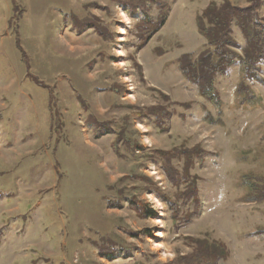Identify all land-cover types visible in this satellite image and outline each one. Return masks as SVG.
Returning a JSON list of instances; mask_svg holds the SVG:
<instances>
[{"label": "rangeland", "instance_id": "374dc122", "mask_svg": "<svg viewBox=\"0 0 264 264\" xmlns=\"http://www.w3.org/2000/svg\"><path fill=\"white\" fill-rule=\"evenodd\" d=\"M13 1L0 0V264H174L194 252L187 237L223 243L231 256L219 264H264V234L255 235L264 231V205L244 203L239 185L250 171L264 174V88L255 86L256 106H243L236 97L238 66L220 77L225 126L211 127L202 118L207 105L176 65L206 44L195 18L211 1L222 0H166L165 26L137 54V21L114 0H15L23 9L18 15ZM229 1L249 6V0ZM150 7L155 20L159 11ZM63 12L92 14L106 27L103 38L93 29L77 33ZM12 18L21 20L19 42L30 73L15 44ZM234 33L243 45L239 30ZM33 78L54 89L53 112L49 90ZM146 87L162 91L174 105L192 102L188 119L175 116L164 131L131 116L128 106L166 105ZM76 93L95 120L109 122L117 133L94 139L89 126L95 122L87 120ZM128 116L132 121L126 124ZM124 129L144 151L134 155L120 144L121 159L112 143ZM180 146L210 155L194 171L201 179L199 212L177 227L166 203L131 177L143 175L174 198L161 163L143 156ZM118 193L136 197L155 215L141 220L127 203L112 207L108 199L116 202ZM102 238L116 244L110 247L113 261L95 245H103Z\"/></svg>", "mask_w": 264, "mask_h": 264}, {"label": "trees", "instance_id": "16d2710c", "mask_svg": "<svg viewBox=\"0 0 264 264\" xmlns=\"http://www.w3.org/2000/svg\"><path fill=\"white\" fill-rule=\"evenodd\" d=\"M13 1V0H12ZM122 7L126 8L131 18L136 23V38L138 44L135 46V54L146 47L151 39L159 34L165 26L170 5L166 0H114ZM176 1V0H174ZM157 6L159 11L157 18L154 20L149 11L148 4ZM14 14H22V6L13 1ZM153 9V8H152ZM143 15L142 17H140ZM264 0H249V6L246 8H238L232 5L229 0H222L221 4L211 1L208 6L196 16L195 22L200 37H203L206 44L198 53H189L181 56L177 62V68L183 79L192 85L204 103L213 109V112L207 106L203 107V122L211 127L225 126V103L222 94L218 88L220 77L227 78L230 76L234 67L238 66L239 83L236 88V97L238 103L243 106H256L259 98L254 91L255 86L264 88ZM92 14H82L76 12H63V19L71 22V27L75 28L77 33L81 34L86 29H93L103 38V28L101 24H96ZM94 22V23H92ZM21 20L19 18L11 19L10 25L16 28L17 36ZM106 28V27H105ZM234 28L238 29L243 39V45L239 44L235 38ZM14 35V34H13ZM16 46L20 52L23 64L30 73L31 67L29 57L21 47L19 38H17ZM132 63L138 71L140 82L146 85L143 68L137 61L135 55L132 54ZM34 82L41 88L49 90V110L53 112V101H55V91L53 88L43 84L37 78H33ZM52 89V90H51ZM150 93H155L159 98L163 99L164 104L158 107L141 108L137 106H128L127 109L140 122L148 121L154 129L167 130L168 122L175 116L185 121L188 119L187 113L192 109L193 103L173 104L166 94L155 88H147ZM76 98L82 106L87 120L92 119L94 126H89L92 137L96 140L106 135L116 134L117 132L111 127V124L99 122L95 120L94 115L90 113V109L84 106V98L76 93ZM178 107L182 112L173 110L172 107ZM131 116L126 117V124L131 120ZM128 130V129H127ZM126 129L117 134L116 140L112 143L114 154L123 159L121 156V147L136 155L139 151H144L143 147L138 144L129 131ZM120 144L122 146L120 147ZM185 146V145H184ZM174 148L172 150H153L148 154H144L143 158L150 159L152 162L161 163V169L165 174L168 183L173 190V197L164 193L156 183H153L145 176L136 174L131 177L135 181H141L146 184L149 190H152L160 200L168 207L171 213V220L177 227L180 222L189 224L193 217L199 212L201 205L199 182L200 177L194 173L198 164H203L210 155L200 147L192 149ZM186 147V146H185ZM240 188L244 192L241 198L246 204L264 205V174L250 171L240 178ZM147 188V189H148ZM146 189V188H145ZM126 199V200H125ZM125 200V201H124ZM112 207L122 208L124 203L133 210L139 219H148L154 216V211L142 203L136 197H124L121 193L116 202L108 199ZM137 237L136 234H131ZM264 234L260 231L255 235ZM248 237H253L249 234ZM194 252L190 256H183L176 260L174 264H219L226 262L230 258V251L223 243H213L208 239H193ZM103 245L96 242V246L101 252H110L104 254L107 259L113 261L115 251L110 247H116L112 240L102 238ZM107 246V247H106ZM110 249V250H109ZM172 264V263H171Z\"/></svg>", "mask_w": 264, "mask_h": 264}, {"label": "bare ground", "instance_id": "6f19581e", "mask_svg": "<svg viewBox=\"0 0 264 264\" xmlns=\"http://www.w3.org/2000/svg\"><path fill=\"white\" fill-rule=\"evenodd\" d=\"M124 17H125V19L127 20V21H130V19L126 16V15H124ZM122 33H125L124 32V29H122ZM119 55L121 56V57H123L124 56V53H123V51H119ZM153 201H155L157 204H158V206H160V207H163V205L158 201V199H156V198H153ZM161 222V221H160Z\"/></svg>", "mask_w": 264, "mask_h": 264}, {"label": "crops", "instance_id": "0c3cea01", "mask_svg": "<svg viewBox=\"0 0 264 264\" xmlns=\"http://www.w3.org/2000/svg\"><path fill=\"white\" fill-rule=\"evenodd\" d=\"M19 30H20V28H19ZM19 30H18V32H19ZM18 38L20 39L19 33H18ZM15 40H17V37H15ZM15 44H16V41H15Z\"/></svg>", "mask_w": 264, "mask_h": 264}]
</instances>
